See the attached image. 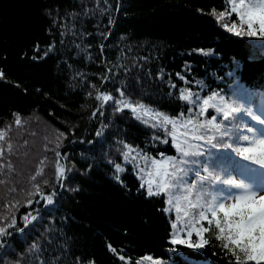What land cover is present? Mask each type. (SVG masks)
<instances>
[{
    "label": "trees",
    "instance_id": "16d2710c",
    "mask_svg": "<svg viewBox=\"0 0 264 264\" xmlns=\"http://www.w3.org/2000/svg\"><path fill=\"white\" fill-rule=\"evenodd\" d=\"M233 2L0 0V264H235L218 230L197 234L209 226L199 210L188 215L184 242H172L165 193L149 195L141 181L151 160L178 155L165 135L171 126L152 127L155 120L143 123L114 102L194 123L217 116L223 128L215 107L223 98L241 109L230 129L257 136L264 38L228 31L239 25ZM182 92L199 103L180 99ZM200 131L205 139L220 134ZM233 149L207 146L203 157H189L213 165L190 178L211 171L263 186L264 167Z\"/></svg>",
    "mask_w": 264,
    "mask_h": 264
},
{
    "label": "snow or ice",
    "instance_id": "6c2138e0",
    "mask_svg": "<svg viewBox=\"0 0 264 264\" xmlns=\"http://www.w3.org/2000/svg\"><path fill=\"white\" fill-rule=\"evenodd\" d=\"M226 3H228V0H226ZM231 12L236 14L239 25L233 23L232 27L228 28V31H234L238 36L246 35L252 37L259 34L260 37L264 38V0H238V2H233ZM224 15V12L220 13V17ZM225 26L227 27V25ZM96 98L100 100L101 96L98 95ZM111 99L110 96L103 97L104 101ZM180 99L187 101L189 104L195 105L199 103V98L196 101L191 99V93L185 94L182 92ZM213 99L214 97H210L203 100L201 115L207 107L213 106L210 104ZM114 102L117 105L131 108L136 118L143 123H149V120L145 119V117L155 120L156 124L151 125L152 127L171 125L170 129L166 128L165 135L171 137V142L178 155L163 157V154H161L162 159L152 160V165H158L159 167L156 168L155 174L152 172L148 173L150 177L146 181L148 194L159 195L167 192L172 197L179 198L189 191V186L196 189L198 200L193 207L199 208V217L207 220L209 225L208 227H201L197 234L208 232L211 235L218 230L219 235H215V239L221 240L222 247L235 257V264H248L249 261L255 262V264H262L264 262V188L244 182L237 183L236 180L230 177L222 178L211 171L209 175L201 177L199 182L190 178V173L193 171L199 176L202 170L212 169L213 165L209 164L205 159L194 160L189 159V157H203L207 146H210L211 149H215L218 146L225 149H233V145H239L241 139L246 142L247 146H237L233 150L244 160L252 161L264 167V138L255 136L250 140L248 135L240 133L238 129H230L229 127L234 123L229 117L234 115L235 112L241 111V109L229 106L221 98L220 105L215 106L216 111L218 113L222 112L224 117L222 122L224 127L221 128V124L216 123L219 119L217 116H212L207 120L206 124L194 123L192 119L181 120L180 117H170L167 114L146 108L142 104L133 106L127 100L120 99ZM247 111L250 112L251 110L247 109ZM188 112L191 113L192 108H189ZM236 119L238 120L240 117ZM252 119H256L255 114H252ZM17 123L19 124V119H17ZM260 124L264 125V119L260 120ZM209 126L220 133L218 137L205 139L204 134L200 130ZM246 131L253 133V128L248 127ZM0 138H2V133H0ZM190 140L204 141L205 148L202 149L200 145H197L196 150H190ZM225 140H230L231 142L224 143ZM164 142L167 143L168 141L165 140ZM208 154L209 156L212 155L210 150ZM2 155L3 152L0 151V156ZM57 155L59 156V153ZM127 157L128 154L126 153L125 158L127 159ZM133 159L135 158L133 157ZM11 167V164H9L8 168L11 169ZM60 171V167L57 165L58 174ZM117 171H121L119 165H117ZM141 171L144 170L141 169ZM154 184L156 185L155 192H153ZM141 186L143 187L144 184ZM201 200L203 201L202 204L200 203ZM169 203H172V199L169 200ZM217 209L223 214L222 219L217 216ZM208 212L211 213V218L206 215ZM213 220H215L214 227L212 226ZM173 228H177V224H173ZM4 234L5 229L0 228V236ZM189 235H191V232H189ZM172 242L183 243L184 241L174 239ZM204 242L206 243L207 241L205 240ZM189 246L193 245L189 244ZM195 246L201 245L196 244ZM241 254L244 257L243 260L241 259Z\"/></svg>",
    "mask_w": 264,
    "mask_h": 264
},
{
    "label": "rangeland",
    "instance_id": "374dc122",
    "mask_svg": "<svg viewBox=\"0 0 264 264\" xmlns=\"http://www.w3.org/2000/svg\"><path fill=\"white\" fill-rule=\"evenodd\" d=\"M254 111L256 114H262L263 118H264V111L260 112L256 107H254ZM206 122L207 121H205L204 123L206 124ZM167 129H170V128L167 127ZM256 132H257V136L264 138V125L257 126ZM192 144H193V142H192ZM237 146H246V145L239 144ZM235 154L238 155L236 152H235ZM163 157H167V156H163ZM163 157L156 158V160H160ZM157 167H159V166L158 165L157 166L152 165V160H151L144 168L145 171L143 173L141 181L145 184L147 191H148V188H147L146 181H148L150 179L148 173L152 172L153 174H155ZM261 188H264V185L261 186ZM153 191H156V185L155 184L153 185ZM165 197H166L165 209H168L167 212L171 211L174 213V217L172 219L173 220L172 225L177 224V228H174L173 232H172L173 233L172 234L173 239L181 240L182 238H181L180 233L182 231L186 230V228H184V226L186 225L187 219L190 218V216H188V215L199 210L198 207H193V205L196 204L197 200H198V197L196 194V189H193L191 186H189V191L179 198L172 197L169 193L165 192ZM170 199H172L171 204L169 203ZM200 203H201V201H200ZM177 209H179V211H177Z\"/></svg>",
    "mask_w": 264,
    "mask_h": 264
}]
</instances>
